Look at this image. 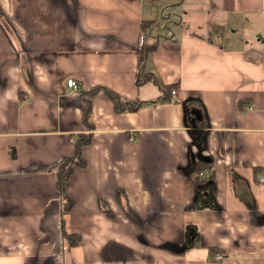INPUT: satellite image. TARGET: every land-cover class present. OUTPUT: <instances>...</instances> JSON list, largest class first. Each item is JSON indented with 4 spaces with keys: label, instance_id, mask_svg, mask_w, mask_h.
<instances>
[{
    "label": "crops",
    "instance_id": "crops-1",
    "mask_svg": "<svg viewBox=\"0 0 264 264\" xmlns=\"http://www.w3.org/2000/svg\"><path fill=\"white\" fill-rule=\"evenodd\" d=\"M262 175L264 0H0V264H264Z\"/></svg>",
    "mask_w": 264,
    "mask_h": 264
},
{
    "label": "trees",
    "instance_id": "trees-1",
    "mask_svg": "<svg viewBox=\"0 0 264 264\" xmlns=\"http://www.w3.org/2000/svg\"><path fill=\"white\" fill-rule=\"evenodd\" d=\"M149 48V47H148ZM147 48V49H148ZM144 50V49H143ZM141 50V53L138 54V59H139V64L138 68L140 69L143 66V59H144V51ZM98 91H101L103 94H105L113 103L114 109L116 111H124V110H134L137 109L140 105L141 102H137V103H129L128 101H125L123 99L120 98V96L108 89L105 88L103 86H98L95 88H92L88 91H82L80 92V96L81 98H83V100L85 101V112L83 115V122L87 125H91L89 123V114H90V107H89V100L87 97L84 96L85 95H90L92 93H96ZM87 141V139L85 138H80L77 140V154L75 155L76 157L72 160H66L65 162L63 161L62 163H60L57 167L56 170V188L61 196V200L63 203V206L68 208L71 205V200L67 197V195L65 194V187H66V183L67 180L71 174V169H72V165H78V166H83L84 162L80 161V158L78 157V150L79 147H81L85 142ZM78 157V158H77ZM200 167L199 165H195V172L196 174H198L200 172ZM196 180L198 181V177L196 176ZM63 238L66 239L67 243L71 244V245H75V244H79L81 243V238L79 234H75V233H68L67 232H63Z\"/></svg>",
    "mask_w": 264,
    "mask_h": 264
},
{
    "label": "built area",
    "instance_id": "built-area-1",
    "mask_svg": "<svg viewBox=\"0 0 264 264\" xmlns=\"http://www.w3.org/2000/svg\"><path fill=\"white\" fill-rule=\"evenodd\" d=\"M66 81V85L72 89H76L78 87L77 83L75 82V80H73L72 78H68L65 80ZM175 89H171L170 91V94L172 96V99L174 98L175 96ZM264 181V175H262L260 178H259V183H262ZM225 257V253H219L218 255H216V259L220 260V259H223Z\"/></svg>",
    "mask_w": 264,
    "mask_h": 264
},
{
    "label": "water",
    "instance_id": "water-1",
    "mask_svg": "<svg viewBox=\"0 0 264 264\" xmlns=\"http://www.w3.org/2000/svg\"><path fill=\"white\" fill-rule=\"evenodd\" d=\"M190 113H191L192 115H194V116H192V118H191V120H190L191 123H193L195 119H196V120H199V119H200V115H199V112H198L197 110H195V109H191ZM192 132L198 134L199 131H198V129H197V130L194 129Z\"/></svg>",
    "mask_w": 264,
    "mask_h": 264
},
{
    "label": "rangeland",
    "instance_id": "rangeland-1",
    "mask_svg": "<svg viewBox=\"0 0 264 264\" xmlns=\"http://www.w3.org/2000/svg\"><path fill=\"white\" fill-rule=\"evenodd\" d=\"M156 25V24H155ZM158 27V26H157ZM161 27H159L158 29H156L157 30V32H160L161 31Z\"/></svg>",
    "mask_w": 264,
    "mask_h": 264
}]
</instances>
